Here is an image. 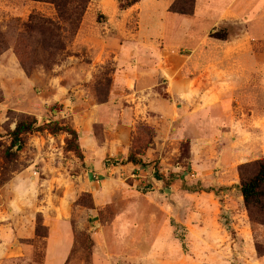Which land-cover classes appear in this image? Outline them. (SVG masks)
I'll return each mask as SVG.
<instances>
[{
	"label": "rangeland",
	"instance_id": "374dc122",
	"mask_svg": "<svg viewBox=\"0 0 264 264\" xmlns=\"http://www.w3.org/2000/svg\"><path fill=\"white\" fill-rule=\"evenodd\" d=\"M102 1L90 0L88 4L83 20L87 17L85 38L89 43L83 44L78 41L79 30L60 16L53 3L0 0V264H137L135 257L145 255L147 245L160 231L167 233L166 251L170 253L162 254L158 246L156 257L175 258L176 249L170 248L177 241L167 231L170 226L188 255L186 229L178 223L168 225V212L160 206L169 203L172 196L166 188L181 191L198 187V174L191 165V138L195 132H205V126L194 119L171 124L156 112L162 125L155 129L152 145L158 140L160 151L157 156H148V149L144 150L142 163L129 168L125 165L132 163L126 161L135 136L138 132L145 136L150 130L146 122H134L120 107L112 110L108 103L113 97L111 104L121 101L126 107L136 98L132 81L128 85L126 78L114 77L121 72L119 68L126 67L119 66L120 55L129 64L141 49H150L153 66L158 69L161 64L174 79L181 72L190 73L188 62L185 67L179 63L187 59L182 56L189 50L180 46L170 17L162 33L150 26L153 10L147 9L144 25L137 14H123L118 3L111 11L109 4L114 1L106 5ZM147 1L157 9L160 23L169 0ZM52 32L57 34L55 39ZM162 86L159 90L166 97ZM108 88L109 101L99 104ZM153 97L161 98L158 94ZM165 106L163 109L169 111ZM71 107L73 110H68ZM24 117H36L42 123L58 120L72 127L94 123L96 148L101 154L82 161L73 152L64 151L60 134L37 132L25 137L22 149L15 145L13 151L18 155L8 160L4 151L11 145L10 132ZM114 120L122 126L124 138L110 156L103 147L110 148L106 142ZM141 144L137 141L136 146ZM234 193L236 197L240 194L239 187ZM168 209L173 214V208ZM145 225L150 236L141 251L129 244L131 237L117 238L115 234ZM228 226L229 239L238 240L236 230ZM252 228L253 239L263 252L264 226L253 222ZM247 251L251 264H264V259L257 261L253 250Z\"/></svg>",
	"mask_w": 264,
	"mask_h": 264
},
{
	"label": "crops",
	"instance_id": "0c3cea01",
	"mask_svg": "<svg viewBox=\"0 0 264 264\" xmlns=\"http://www.w3.org/2000/svg\"><path fill=\"white\" fill-rule=\"evenodd\" d=\"M108 1H114V4H109L113 11L118 1L103 0V5ZM173 1H167L160 23L157 9L147 5V0L119 10L126 15L137 14L139 22L144 25L149 13L147 9L153 10L150 26L157 31L161 29L162 33H165L167 19H173L180 46L189 50L187 56H182L187 59H181L179 63L185 67L188 62L190 73L181 72L173 79L161 64L156 69L150 49H141L129 64L120 55L117 62L119 66L126 67L119 68L121 72L114 74V77L126 78L128 85L132 81L136 98L133 104L125 107V103L120 104L121 101L117 105L111 104L114 100L112 97L108 105L112 110L114 106L116 109L120 107L132 121L146 122L157 131L163 118L171 124L194 119V123L205 126V132H195L191 138V165L200 183L198 187L181 191L173 189L169 203L160 206L162 211L168 212V225L178 223L186 229L188 255L182 251L175 228L170 226L167 231L173 241H177L170 248L176 249L173 254L175 258L156 257L158 246L162 254L170 253L166 251L169 240L164 234L167 233L160 231L155 234L152 244L147 245L145 255L135 259L137 264H249L247 250L251 249L257 261L263 260L264 255L259 256L256 250L252 222L246 213L243 196L240 193L237 198L234 192L240 182L238 166L264 156V0H196L195 12L190 16L171 13L169 8ZM86 18L78 31V41L83 44L89 43L85 38L88 32ZM226 28L228 39L212 36L218 29ZM147 46L150 48L151 44ZM93 66H97L95 62ZM160 84L166 97L159 90ZM154 94L161 98L153 100ZM175 104L179 105L177 109ZM165 105L169 111L163 109ZM156 112L160 114V119ZM119 124L114 120L109 125L112 130L107 135L106 143L110 148L104 146L103 150L110 156L117 150L115 145L124 138ZM73 126L80 132L85 159L101 154V149L96 148L94 123L84 122ZM59 136H62L64 143L66 134ZM45 140L49 142L50 139ZM158 143L156 140L154 146L148 149V156L158 155ZM126 166L136 165L128 163ZM168 207L173 208V214H170ZM223 217H226L225 221ZM228 225L236 230L238 240L229 239ZM145 227L136 231L130 228L129 232L125 230L122 234L116 231L115 234L117 238L131 237L133 240L129 244L141 251L150 236L148 227ZM250 257L252 259L253 255L250 254ZM203 258L205 261L201 260Z\"/></svg>",
	"mask_w": 264,
	"mask_h": 264
},
{
	"label": "trees",
	"instance_id": "16d2710c",
	"mask_svg": "<svg viewBox=\"0 0 264 264\" xmlns=\"http://www.w3.org/2000/svg\"><path fill=\"white\" fill-rule=\"evenodd\" d=\"M51 2L55 5L60 16L67 20L72 27L80 29L83 17L87 10L90 0H36ZM120 9H128L140 2L141 0H117ZM196 8V0H174L169 8V11L174 14L193 15ZM227 28L218 29L212 33L215 38L226 40L228 39ZM57 34L52 32L51 38L55 39ZM133 64V63H132ZM112 79H110V82ZM110 88L107 89V96L104 100H99V104L109 101ZM146 128L150 130V134L145 136L138 132L133 140V149L130 151L126 162L134 164L142 163V155L144 150L149 149L154 141L155 129L149 124H145ZM37 132H49L53 135L65 133L64 151L67 153L73 152L78 158L84 161L85 156L80 145V132L74 127L62 124L58 120H51L49 122H39L36 117H24L20 119L16 127L10 132L11 145L5 148L4 155L8 160H13L18 153L13 151V147L20 142L19 149H22L25 144V137L29 134ZM143 136V137H140ZM140 137V138H138ZM137 141L142 143L136 146ZM134 152V153H133ZM137 156H141L138 158ZM251 168V170H247ZM240 175L239 191L244 199L245 210L248 212L251 222L258 223L264 226V157L259 159L242 163L238 166ZM162 179V177H159ZM169 186V185H168ZM39 236V233H37ZM47 236V235H46ZM260 243L256 242V250L259 256L264 255V251L260 252ZM212 264V263H205ZM235 264V263H232Z\"/></svg>",
	"mask_w": 264,
	"mask_h": 264
},
{
	"label": "water",
	"instance_id": "95a60500",
	"mask_svg": "<svg viewBox=\"0 0 264 264\" xmlns=\"http://www.w3.org/2000/svg\"><path fill=\"white\" fill-rule=\"evenodd\" d=\"M19 145H20V142H18V143L16 144V147L18 148ZM165 192L168 193L169 196H171L172 193H173V189H171V188L168 187V188L165 189ZM169 198H171V197H169Z\"/></svg>",
	"mask_w": 264,
	"mask_h": 264
}]
</instances>
